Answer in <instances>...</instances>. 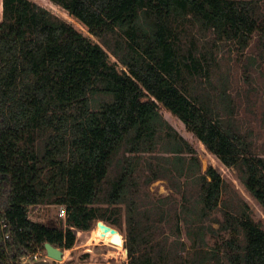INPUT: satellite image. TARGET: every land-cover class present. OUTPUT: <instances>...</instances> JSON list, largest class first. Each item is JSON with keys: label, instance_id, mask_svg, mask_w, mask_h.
<instances>
[{"label": "trees", "instance_id": "1", "mask_svg": "<svg viewBox=\"0 0 264 264\" xmlns=\"http://www.w3.org/2000/svg\"><path fill=\"white\" fill-rule=\"evenodd\" d=\"M195 29L245 49L264 36V0H0V217L11 234L4 240L0 227V264H22L46 243L71 249L98 221L125 232L126 264H264V228L247 204L222 220L211 215L224 187L214 160L239 170L264 208V157L235 127L233 109L221 120L206 95H188V77L209 82L216 59ZM100 94L114 97L93 109ZM163 115L185 130L168 126L175 154L209 160L200 210L174 215L178 234L188 224L186 255L163 230L171 208L128 191L134 157L154 146ZM161 179L153 170L147 183ZM39 205L63 207L66 218L35 221L30 208ZM206 230L230 234L221 251L206 249Z\"/></svg>", "mask_w": 264, "mask_h": 264}, {"label": "rangeland", "instance_id": "2", "mask_svg": "<svg viewBox=\"0 0 264 264\" xmlns=\"http://www.w3.org/2000/svg\"><path fill=\"white\" fill-rule=\"evenodd\" d=\"M195 32L198 33L195 36L200 40V44L206 46L204 51L207 53L214 52L216 59L214 62L209 61V82L204 78L203 84H200L194 77H188V81H186L188 95L191 98H194L197 93L206 95V102H211L209 106L212 112L219 114L221 117L227 118L226 110L233 109V117H235L240 130L249 135L253 141L254 152L264 157V40L262 39L264 36L258 32L255 33L249 45L243 49L233 40L228 41L219 38L213 30H205L206 34L204 36L197 29H195ZM206 87L211 91L208 90V93L203 91L202 93L200 89ZM113 97L112 94L95 96L92 108H100L104 102H111ZM162 117L165 121L157 125V137L154 146L147 149V151L137 153L134 157L135 173L133 182L136 183V186H130L128 191L145 205L163 201L166 203V208L168 206L171 208L168 216L170 222L163 225V230L168 235L169 244H174V241L181 239V242L185 244V249H181L180 246L179 249L186 255L192 250V240L188 235V224L180 221V233L178 234L176 230L178 220H174V215L177 211L181 212V210L183 215L184 207L190 208L192 211L194 209L200 210L202 206L201 174L206 173L209 160L201 153L198 156L200 162L197 163L190 159L187 154L183 153L179 156L175 154L174 151L177 149L173 139L175 138V132L173 130H171L172 132L169 131L168 126H174L179 134L184 137L186 136L185 130L176 126V122L169 115H163ZM168 132H171L173 137L168 135ZM193 145L196 148L198 147L194 141ZM214 164L222 176L224 187L219 207L211 215H216L217 218L222 220L224 218L223 212L227 208L233 207L235 210L244 212L246 210L244 204H247L248 213L255 222L262 224L264 228V208L252 194L250 195L247 192L240 171L236 168H226L218 159L214 160ZM153 170L163 172L165 179L148 184L147 177L151 175ZM116 174L117 171L113 173V178L116 177ZM177 182L182 183L183 194L177 191L175 186ZM63 211L65 209L57 205H39L30 208V217L35 221L46 223L59 219ZM191 217L192 214L189 218ZM206 224L213 226L215 230L219 228V224L216 222L206 221ZM112 227L119 230L123 236V244L118 256L110 254L112 247L108 244L93 240L92 230L81 233L79 231L77 232L75 246L71 249H62L64 253H66V250L70 251L67 259L65 258L62 261L50 260V264H66L69 262L74 264H126L129 258L124 247L125 232H121L115 226ZM228 237H230V234H215L211 230H206L204 233L205 247L206 249L220 248L223 240ZM24 261L26 264H37L28 257Z\"/></svg>", "mask_w": 264, "mask_h": 264}, {"label": "bare ground", "instance_id": "3", "mask_svg": "<svg viewBox=\"0 0 264 264\" xmlns=\"http://www.w3.org/2000/svg\"><path fill=\"white\" fill-rule=\"evenodd\" d=\"M83 231H80V233ZM92 239L97 240V242H103L104 244H108L112 249L110 250V254L112 256H118L121 245L123 244V236L116 228L111 225L104 223L103 221H99L96 227L91 231ZM119 235V242H114L113 239ZM80 239V238H79ZM69 250H66L64 254V259L68 257ZM121 258V257H120Z\"/></svg>", "mask_w": 264, "mask_h": 264}, {"label": "built area", "instance_id": "4", "mask_svg": "<svg viewBox=\"0 0 264 264\" xmlns=\"http://www.w3.org/2000/svg\"><path fill=\"white\" fill-rule=\"evenodd\" d=\"M33 207H37V206H32L31 209ZM60 215H61L62 218H66L65 217L66 216V212L65 211H63ZM0 227H1V230L4 232V234H3L4 240L10 239V236H11L10 232L5 231L8 228V223L6 221H4L1 217H0ZM27 257L31 258L33 260V262H36L37 264H39L41 262H49L50 260H52V259L49 258V256L47 255L46 251H38L37 253L29 255ZM21 262H22V264H26L24 259Z\"/></svg>", "mask_w": 264, "mask_h": 264}, {"label": "water", "instance_id": "5", "mask_svg": "<svg viewBox=\"0 0 264 264\" xmlns=\"http://www.w3.org/2000/svg\"><path fill=\"white\" fill-rule=\"evenodd\" d=\"M98 222H97V224H98ZM119 238H120V236L117 235L113 239V241L117 243V242H119ZM45 251H46L47 255L49 256V258L54 260V261H62L64 259V251L61 248L52 245L51 243L45 244ZM39 264H50V262H41Z\"/></svg>", "mask_w": 264, "mask_h": 264}, {"label": "crops", "instance_id": "6", "mask_svg": "<svg viewBox=\"0 0 264 264\" xmlns=\"http://www.w3.org/2000/svg\"><path fill=\"white\" fill-rule=\"evenodd\" d=\"M216 116V118H218L219 117V119H221V120H225V119H227L226 117H221V116H219V114H217V115H215ZM233 119H234V121H233V123L235 122V127L237 128V129H240L239 128V126L237 125V123H236V119H235V117H233ZM231 125V124H230ZM242 131V130H241ZM243 132V131H242ZM247 135V134H246ZM249 138H250V136L249 135H247ZM251 139V138H250ZM219 160V159H218ZM220 161V160H219ZM197 162H200V161H197ZM196 162V163H197ZM220 163H222L221 161H220ZM223 164V163H222ZM195 165V164H194ZM224 165V164H223ZM197 166V165H196ZM225 166V165H224ZM219 167V166H218ZM226 167V166H225ZM226 168H229V167H226ZM205 174V173H204ZM202 175V174H201ZM209 180H210V178H208ZM224 182V181H223ZM250 195H251V193L249 192V191H247Z\"/></svg>", "mask_w": 264, "mask_h": 264}]
</instances>
